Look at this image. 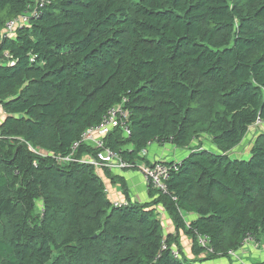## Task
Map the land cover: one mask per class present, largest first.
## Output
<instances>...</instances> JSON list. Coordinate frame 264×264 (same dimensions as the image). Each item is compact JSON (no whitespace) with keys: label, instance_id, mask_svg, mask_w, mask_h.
I'll use <instances>...</instances> for the list:
<instances>
[{"label":"trees","instance_id":"trees-1","mask_svg":"<svg viewBox=\"0 0 264 264\" xmlns=\"http://www.w3.org/2000/svg\"><path fill=\"white\" fill-rule=\"evenodd\" d=\"M36 3L0 0V264H196L264 240V133L249 158L230 155L264 127V0H47L6 36ZM117 105L131 136L115 129L106 147L170 172L147 203L124 181L113 202L94 167L59 162ZM154 143L190 153L151 163Z\"/></svg>","mask_w":264,"mask_h":264},{"label":"built area","instance_id":"built-area-1","mask_svg":"<svg viewBox=\"0 0 264 264\" xmlns=\"http://www.w3.org/2000/svg\"><path fill=\"white\" fill-rule=\"evenodd\" d=\"M46 3L47 0H37L34 10L26 11L14 21L8 23L6 27V36L12 37L15 35V31L18 28L29 26L33 20L40 19L43 15L41 9ZM2 113L3 109L0 106V116ZM128 120V111L123 109L120 105L113 107L105 114L98 126L88 129L83 134L81 141L75 143L72 147V154L60 159L59 162L62 164H87L94 167L97 171L110 173L135 169L144 177L147 187L150 186L154 190L165 192L167 190L166 182L170 177L169 169L165 165L161 163H156L153 166H147L144 163L136 165L121 157L119 153L106 147L105 139L115 129H121L127 137L131 136ZM82 144L92 146L98 151L97 154L84 156L81 159L76 158L74 154ZM146 152L147 150L143 152L144 156ZM253 241L254 238L251 235H246L242 242V247ZM207 242L208 239L206 237L199 239V244L201 246H205ZM173 254L177 258L179 257L177 251H174ZM229 254L235 255L234 252H230Z\"/></svg>","mask_w":264,"mask_h":264},{"label":"crops","instance_id":"crops-1","mask_svg":"<svg viewBox=\"0 0 264 264\" xmlns=\"http://www.w3.org/2000/svg\"><path fill=\"white\" fill-rule=\"evenodd\" d=\"M2 118L3 117L0 118V121ZM207 143H210V140L205 142V148L207 147ZM240 147L241 146L237 147L233 152H236V150H238ZM189 153L190 152L188 150L177 149L171 145L161 146L154 143L148 147L145 157L151 163L161 161L180 163L186 157H188ZM246 154L248 153H245L244 155ZM97 173L101 175V178L107 188L109 200L118 203H123L126 200L122 184L120 183V181H124L130 199L133 202L147 203L151 201L144 177L139 172L125 170L113 173L98 171ZM108 173H110V177H117L115 182L108 176ZM158 212L163 225L164 235H175L176 228L174 223L165 213L164 209L159 207ZM186 217L188 218V221L195 219L193 216ZM180 244L183 248L185 256L189 259H193L191 239L181 233ZM196 264H264V240L261 239L257 243L252 242L246 244L243 248L236 252V256L224 257L213 261H201L197 262Z\"/></svg>","mask_w":264,"mask_h":264},{"label":"rangeland","instance_id":"rangeland-1","mask_svg":"<svg viewBox=\"0 0 264 264\" xmlns=\"http://www.w3.org/2000/svg\"><path fill=\"white\" fill-rule=\"evenodd\" d=\"M264 133V127H262L260 130L258 128H253L250 130V134L246 137L244 142L240 145L241 147L236 150V152H232L230 155L232 158H242L246 159L249 158V155H244L245 153H249L251 147L255 144L257 138L260 136V134ZM207 148H210V144L207 143ZM40 206V205H39Z\"/></svg>","mask_w":264,"mask_h":264},{"label":"clouds","instance_id":"clouds-1","mask_svg":"<svg viewBox=\"0 0 264 264\" xmlns=\"http://www.w3.org/2000/svg\"><path fill=\"white\" fill-rule=\"evenodd\" d=\"M252 237H253V236H252ZM244 238H245V237H244ZM253 238H254V237H253ZM257 242H258V241L254 238L253 243H257ZM250 243H252V242H250ZM245 245H246V244H245ZM243 247H244V246H243ZM243 247L241 246V248H243ZM241 248H240V249H241ZM240 249H239V250H240ZM239 250H238V251H239ZM229 253H230V252H229ZM234 254H235L234 256H236V252H234ZM229 256H233V255H230V254H229Z\"/></svg>","mask_w":264,"mask_h":264},{"label":"bare ground","instance_id":"bare-ground-1","mask_svg":"<svg viewBox=\"0 0 264 264\" xmlns=\"http://www.w3.org/2000/svg\"><path fill=\"white\" fill-rule=\"evenodd\" d=\"M121 104V103H120ZM124 105V104H123ZM172 141V140H171ZM177 146V145H176ZM160 147V146H159ZM180 148V147H179ZM171 149V148H170Z\"/></svg>","mask_w":264,"mask_h":264}]
</instances>
